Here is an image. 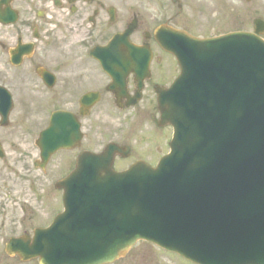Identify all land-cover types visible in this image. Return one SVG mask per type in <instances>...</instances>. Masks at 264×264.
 <instances>
[{
    "label": "water",
    "instance_id": "1",
    "mask_svg": "<svg viewBox=\"0 0 264 264\" xmlns=\"http://www.w3.org/2000/svg\"><path fill=\"white\" fill-rule=\"evenodd\" d=\"M198 42L212 47L213 67L233 74L229 108L225 78L216 99L208 93L205 104L198 97L191 130L188 99L177 110L170 106L167 123L179 122L196 143L190 149L172 143V154L156 169L139 162L116 173L111 147L100 159L79 162L74 177L60 184L64 214L33 240L12 241L10 256L112 264L144 241L193 264H264V42L250 34ZM226 44L233 47L230 61L219 53ZM54 151L45 150L44 159Z\"/></svg>",
    "mask_w": 264,
    "mask_h": 264
},
{
    "label": "flooded vegetation",
    "instance_id": "2",
    "mask_svg": "<svg viewBox=\"0 0 264 264\" xmlns=\"http://www.w3.org/2000/svg\"><path fill=\"white\" fill-rule=\"evenodd\" d=\"M232 1L0 0V264H25L10 257L6 247L14 239L32 238L36 230L48 228L63 210L58 183L74 169L80 154L100 153L111 143L123 149L114 162H126L135 153L122 129H129L130 117H137L147 93L152 95V103L144 114L153 129L145 136V128L138 133L142 132L139 140L146 143L140 150L146 153L150 149L153 157L133 162L160 161L165 150L159 154L162 145L152 144L157 139L150 136L165 128L160 124L157 89L169 86L177 73L171 78L173 71L165 63V56H171L158 46L154 33L170 26L199 36L198 28L219 20L203 25L202 15H208V10L216 13L225 6L223 2ZM125 33L141 52L115 48L104 56L105 63L92 56L96 47ZM146 66L149 74L143 80ZM56 113L64 115L72 128V147L59 151L46 164L25 162L24 156L21 162V158L10 162L12 152L23 155L33 149L36 160L39 158L36 141ZM104 116L116 117L117 126L102 127L99 119ZM91 128L100 134V149L89 146ZM115 135L120 142L112 140ZM105 137L111 139L103 143ZM134 141L137 143V137ZM62 154H67L69 167L58 173L52 160Z\"/></svg>",
    "mask_w": 264,
    "mask_h": 264
},
{
    "label": "rangeland",
    "instance_id": "3",
    "mask_svg": "<svg viewBox=\"0 0 264 264\" xmlns=\"http://www.w3.org/2000/svg\"><path fill=\"white\" fill-rule=\"evenodd\" d=\"M264 0H258L257 2L252 1V0H233L232 3H227L223 2L225 6H222L223 8H219L220 10L226 9L228 12L225 14V11H221L222 18L217 15V11L215 13V10H213L211 13L209 10L207 12L208 15H202L201 20L202 24L204 25L206 22H211L214 19H219L216 23L213 21V25L211 24H206L202 28H198V34L204 35V36H209V35H215L218 34L217 32L223 30H234V29H244V30H253V22L256 18H263L264 19V6L260 5L262 4L261 2ZM124 4V3H123ZM208 9H213L206 7ZM205 8V11H206ZM225 15V18L223 17ZM230 19V20H227ZM177 23V22H176ZM198 27V25H197ZM234 27V28H233ZM165 63L167 65L169 64V71H173V74L171 75V78L173 75L176 74L175 71H177V66L175 64V61L173 60L172 57H166L165 56ZM152 103V95L150 93H147L146 95V101L143 102L140 106V109L137 112V117L134 115L130 117L129 121V129L127 130L126 128L122 129V132L124 134V138L128 140L132 145H134V151L135 153H132L131 157L126 160V162H117L116 167L118 169H124L135 159L142 158L145 161H151V158L153 157L152 154L153 152L150 149L146 150V153L143 152V150H140L142 147H145L146 143L141 142L139 140V135H142L141 133H138L140 129L145 128L144 136L147 133L152 132V127L147 124L148 118L145 112V107H147L150 110V105ZM146 112H149L148 110ZM92 124H97L96 120H91L90 121ZM99 123L102 125V127L105 126V124H108L110 127L115 128L117 126V119L116 117L112 118H106L105 116L99 119ZM170 130L163 128L162 131L158 130L155 133V136L150 135L153 137V139H157L156 141H153L152 144L154 145H162L159 149V154L165 150V153L167 152V142L168 139L170 138L169 135ZM119 134V133H118ZM169 135V136H168ZM100 134L97 132V130H92V128L89 130V146L91 149H100L102 145V141L100 140ZM137 137V143H135L134 139ZM112 140H116L120 142L119 138L115 136L111 137ZM111 138H106L103 140L108 141ZM165 145V149H164ZM135 146L137 150L135 149ZM148 148V146L146 147ZM145 148V149H146ZM140 150V151H139ZM155 150V148H154ZM67 154H62V155H57L53 160L52 164L55 166H58L57 171L59 172H65L67 168L69 167V162L68 157L66 156ZM21 156H24L25 162H31V159H35L36 157V151L33 150H26L24 151V154L21 155L19 153H13L12 155L9 156L10 162H18V161H23ZM17 158H21L18 159ZM150 164H154L156 162H148ZM69 171V170H68ZM67 171V172H68ZM31 264H36V263H31ZM115 264H189L185 262L184 260L178 258L177 256H174L172 254H168L165 252L160 251L159 249L155 248L151 244L148 243H139L137 244L129 253L128 255L116 262Z\"/></svg>",
    "mask_w": 264,
    "mask_h": 264
}]
</instances>
